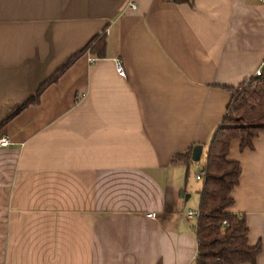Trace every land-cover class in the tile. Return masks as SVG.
<instances>
[{
	"label": "crops",
	"instance_id": "0c3cea01",
	"mask_svg": "<svg viewBox=\"0 0 264 264\" xmlns=\"http://www.w3.org/2000/svg\"><path fill=\"white\" fill-rule=\"evenodd\" d=\"M262 65L260 0H0V264H196L189 169ZM228 160L264 264V132Z\"/></svg>",
	"mask_w": 264,
	"mask_h": 264
},
{
	"label": "trees",
	"instance_id": "16d2710c",
	"mask_svg": "<svg viewBox=\"0 0 264 264\" xmlns=\"http://www.w3.org/2000/svg\"><path fill=\"white\" fill-rule=\"evenodd\" d=\"M99 47H103V41L98 42L96 50ZM228 91L231 98L222 124L210 142L203 170V188L199 193V217L195 228L196 264H256L261 252L259 244L255 247L248 245L244 216L228 212L234 203L231 192L242 174L238 162L229 161L228 154L233 141H240V151L252 149L253 140L264 132V66L259 77L254 76ZM191 152L175 156L171 163L189 165L192 163Z\"/></svg>",
	"mask_w": 264,
	"mask_h": 264
},
{
	"label": "built area",
	"instance_id": "2783aa9c",
	"mask_svg": "<svg viewBox=\"0 0 264 264\" xmlns=\"http://www.w3.org/2000/svg\"><path fill=\"white\" fill-rule=\"evenodd\" d=\"M260 2L264 3V0H260ZM132 8H134V6H132ZM263 66L264 65H262L256 71V73H255L256 77H259L261 75ZM115 68H116V72L119 75L124 76L123 66H122V63L120 61H116L115 62ZM12 147H13V143L11 142L9 137L6 136V135H0V148H12ZM196 179L198 181H202L204 179V171H200L199 173H197ZM187 216H188V218H198L199 217V213L188 212ZM149 217H152V216L149 215Z\"/></svg>",
	"mask_w": 264,
	"mask_h": 264
},
{
	"label": "rangeland",
	"instance_id": "374dc122",
	"mask_svg": "<svg viewBox=\"0 0 264 264\" xmlns=\"http://www.w3.org/2000/svg\"><path fill=\"white\" fill-rule=\"evenodd\" d=\"M203 161H204V158H202L200 160V165L203 164ZM198 171L199 170L197 168H195V166L193 165L189 169V173H188V183L191 186V192H192V199H191L190 203L192 202V204L197 203V201H198V204H199V195L197 194V192L201 189L202 182L195 181V174L198 173Z\"/></svg>",
	"mask_w": 264,
	"mask_h": 264
},
{
	"label": "water",
	"instance_id": "95a60500",
	"mask_svg": "<svg viewBox=\"0 0 264 264\" xmlns=\"http://www.w3.org/2000/svg\"><path fill=\"white\" fill-rule=\"evenodd\" d=\"M201 152H202V147L197 146L194 147L191 153V160L192 162L198 163L200 160V156H201Z\"/></svg>",
	"mask_w": 264,
	"mask_h": 264
}]
</instances>
